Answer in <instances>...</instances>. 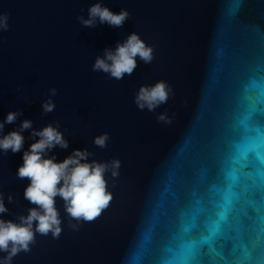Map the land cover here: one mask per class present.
I'll return each instance as SVG.
<instances>
[{
  "label": "water",
  "instance_id": "obj_1",
  "mask_svg": "<svg viewBox=\"0 0 264 264\" xmlns=\"http://www.w3.org/2000/svg\"><path fill=\"white\" fill-rule=\"evenodd\" d=\"M91 2L0 0L10 24L0 37V120L23 113L4 133L23 119L37 129L59 120L69 146L49 153L57 161L85 147L90 159L121 161L95 221L74 231L65 220L59 239L37 236L13 264H264V0H103L130 12L122 29L82 27L75 17ZM133 31L153 46V62L120 81L93 72L95 56ZM160 79L174 93L157 109L167 125L133 103L141 84ZM50 87L56 108L42 115ZM102 132L104 149L92 143ZM23 150L0 155V183L18 201L5 197V219L31 206L29 181L15 178Z\"/></svg>",
  "mask_w": 264,
  "mask_h": 264
},
{
  "label": "clouds",
  "instance_id": "obj_2",
  "mask_svg": "<svg viewBox=\"0 0 264 264\" xmlns=\"http://www.w3.org/2000/svg\"><path fill=\"white\" fill-rule=\"evenodd\" d=\"M84 11V10H82ZM87 16L78 14L75 19L84 28H95L97 24H107L112 28L122 29L131 18L126 8L119 12L111 11L103 0H94L86 9ZM10 28L9 13L0 10V37ZM154 48L147 44L137 32L128 33L118 41L114 48L105 47L97 54L91 65L93 72L103 73L113 80H123L131 76L137 69L138 61L149 65L154 60ZM24 86L17 84L16 93H22ZM57 89H47V98L41 101V114L47 115L55 111L56 105L52 97ZM174 93L166 80H156L151 84H141L133 96V103L140 111L155 113L158 124L171 123L166 111H157L166 105ZM23 102L30 103L27 96L21 97ZM17 109L9 111L0 120V155L21 152L24 149L23 132L29 131V138H34L27 150H23V163L15 173L17 180L27 179L29 183L23 190V199L28 202L24 212L15 214V219L3 218L10 212L8 204L18 203L16 197L3 190L0 183V264H13L15 257L21 253H30L37 241V236L59 239L64 228L78 230L82 223L95 221L108 208L113 199L109 184L114 187L120 176L121 161L118 157L110 160H96L90 157L94 153L88 148L73 149L63 160L57 161L55 155H49L55 148L67 149L68 141L60 131V121L46 123L41 128H34L30 119L20 121L15 130L4 133L6 124H15L22 116ZM111 137L102 132L93 137L92 143L101 149L107 148ZM63 202L64 217L56 206L57 199Z\"/></svg>",
  "mask_w": 264,
  "mask_h": 264
}]
</instances>
